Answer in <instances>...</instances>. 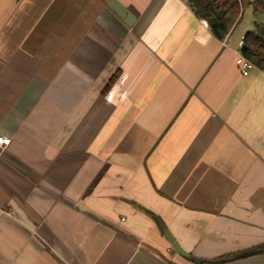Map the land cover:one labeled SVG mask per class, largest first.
<instances>
[{
  "label": "crops",
  "instance_id": "obj_1",
  "mask_svg": "<svg viewBox=\"0 0 264 264\" xmlns=\"http://www.w3.org/2000/svg\"><path fill=\"white\" fill-rule=\"evenodd\" d=\"M195 12L0 0V264H210L264 244V72L236 65L254 15L225 44Z\"/></svg>",
  "mask_w": 264,
  "mask_h": 264
},
{
  "label": "trees",
  "instance_id": "obj_2",
  "mask_svg": "<svg viewBox=\"0 0 264 264\" xmlns=\"http://www.w3.org/2000/svg\"><path fill=\"white\" fill-rule=\"evenodd\" d=\"M196 11V15L205 20L213 34L220 40L226 39L243 18L246 7L251 6L254 15V28L244 36L242 54L256 68L264 72V0H186ZM116 76L108 83L107 88L114 84ZM158 227L164 232L166 226L157 216L150 213ZM264 254V244L239 254H229L214 260H201L203 263L218 264L230 261L236 255L239 258Z\"/></svg>",
  "mask_w": 264,
  "mask_h": 264
},
{
  "label": "built area",
  "instance_id": "obj_3",
  "mask_svg": "<svg viewBox=\"0 0 264 264\" xmlns=\"http://www.w3.org/2000/svg\"><path fill=\"white\" fill-rule=\"evenodd\" d=\"M224 43L226 44V39H224ZM239 43L240 44L238 45V49L236 51L237 54L236 65L240 69L243 76H248L250 72L256 67L250 60H248L242 54V48L244 46V36L241 38ZM11 141H12L11 138L0 136V147H6L10 145Z\"/></svg>",
  "mask_w": 264,
  "mask_h": 264
},
{
  "label": "rangeland",
  "instance_id": "obj_4",
  "mask_svg": "<svg viewBox=\"0 0 264 264\" xmlns=\"http://www.w3.org/2000/svg\"><path fill=\"white\" fill-rule=\"evenodd\" d=\"M253 11L251 9V7H248L245 11V15L244 18L241 22V24L238 26V29L236 30V34L235 36L240 35L241 31H243L244 29L253 26Z\"/></svg>",
  "mask_w": 264,
  "mask_h": 264
},
{
  "label": "water",
  "instance_id": "obj_5",
  "mask_svg": "<svg viewBox=\"0 0 264 264\" xmlns=\"http://www.w3.org/2000/svg\"><path fill=\"white\" fill-rule=\"evenodd\" d=\"M122 16H123V14L122 13H120ZM165 236H166V238L177 248V250L180 252V253H182L180 250H179V243H177L176 241H175V239H173V237L171 236V234L168 232V231H165ZM183 254V253H182ZM186 255V254H185ZM186 256H188V255H186Z\"/></svg>",
  "mask_w": 264,
  "mask_h": 264
}]
</instances>
